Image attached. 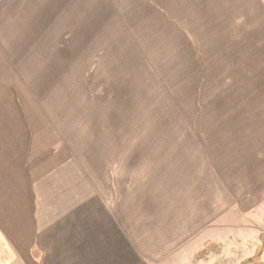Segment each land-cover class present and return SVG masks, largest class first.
Wrapping results in <instances>:
<instances>
[{
	"label": "rangeland",
	"instance_id": "rangeland-1",
	"mask_svg": "<svg viewBox=\"0 0 264 264\" xmlns=\"http://www.w3.org/2000/svg\"><path fill=\"white\" fill-rule=\"evenodd\" d=\"M30 6L0 31V153L40 196L149 204L179 153H264V0Z\"/></svg>",
	"mask_w": 264,
	"mask_h": 264
},
{
	"label": "crops",
	"instance_id": "crops-1",
	"mask_svg": "<svg viewBox=\"0 0 264 264\" xmlns=\"http://www.w3.org/2000/svg\"><path fill=\"white\" fill-rule=\"evenodd\" d=\"M31 3L0 0V31ZM162 168L149 204L80 188L44 198L23 160L0 153V264H264V153H179Z\"/></svg>",
	"mask_w": 264,
	"mask_h": 264
}]
</instances>
